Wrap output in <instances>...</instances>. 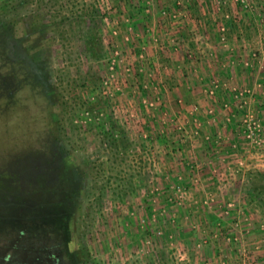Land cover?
<instances>
[{"label": "rangeland", "instance_id": "obj_1", "mask_svg": "<svg viewBox=\"0 0 264 264\" xmlns=\"http://www.w3.org/2000/svg\"><path fill=\"white\" fill-rule=\"evenodd\" d=\"M0 47V264H264V0H0Z\"/></svg>", "mask_w": 264, "mask_h": 264}, {"label": "trees", "instance_id": "obj_2", "mask_svg": "<svg viewBox=\"0 0 264 264\" xmlns=\"http://www.w3.org/2000/svg\"><path fill=\"white\" fill-rule=\"evenodd\" d=\"M2 51L3 50L0 47V56L2 55ZM5 56H7V54ZM6 61H5V63L7 64L8 62H6ZM1 62L3 63L4 62V59H1ZM20 73H21V70H20ZM1 76L2 75L0 74V77ZM26 86H28V85H26ZM5 87L6 86H4L3 81H1L0 82V115H2L3 117L7 115V112H6L7 109L5 108V106H7L8 104H10V103L7 102V100L11 96V95H9V91L3 92V90H4ZM2 116H0V117H2ZM113 144H114V146H117V141H114ZM53 217H55V215ZM28 219H32V221L36 225H38V226L53 227L54 229H52V231H55V236L56 237L58 235V230H61V231H64L65 232V228H66L65 227V224L66 223H63V222H59V223L58 222H55V220H57V219L54 218L53 220H51L52 218H50V217H48V218H41V219L40 218H37L36 220L34 218H27V220H24V219H21L20 218V222H18V223H20V225L17 223V220L15 219L16 221H13V223H9L10 224L9 225L10 228L9 229L7 228V230H10L11 233L12 232H15L16 233V236L18 234H20V233L23 236L24 235L27 236L29 234V232L33 233L32 231H30V229H27V226L25 224H23L24 222H27ZM23 225H24V227H26V228H24L25 230L24 229H20L21 227H23ZM53 238L55 239V237H53ZM53 242H56V239H55V241L53 240Z\"/></svg>", "mask_w": 264, "mask_h": 264}, {"label": "flooded vegetation", "instance_id": "obj_3", "mask_svg": "<svg viewBox=\"0 0 264 264\" xmlns=\"http://www.w3.org/2000/svg\"><path fill=\"white\" fill-rule=\"evenodd\" d=\"M40 259L41 260L37 264H66V261H63L66 258L64 256H58L56 246H53V250L51 251L41 253ZM59 259H61V261Z\"/></svg>", "mask_w": 264, "mask_h": 264}, {"label": "crops", "instance_id": "obj_4", "mask_svg": "<svg viewBox=\"0 0 264 264\" xmlns=\"http://www.w3.org/2000/svg\"><path fill=\"white\" fill-rule=\"evenodd\" d=\"M180 54V53H179ZM179 54L178 53H176V55H177V57H179ZM177 59V58H176ZM196 96V95H195ZM197 99L193 96L192 97V103H196L197 105H200V106H202V105H205L206 103L204 102V101H201V100H197ZM179 101L180 102H184L185 101V98H184V96H183V94L182 93H179ZM225 148V147H224Z\"/></svg>", "mask_w": 264, "mask_h": 264}]
</instances>
